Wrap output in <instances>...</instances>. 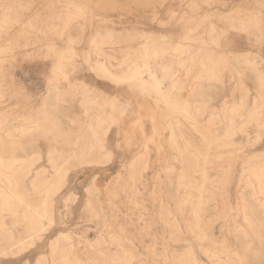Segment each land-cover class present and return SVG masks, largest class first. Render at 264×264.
<instances>
[{
    "label": "rangeland",
    "instance_id": "1",
    "mask_svg": "<svg viewBox=\"0 0 264 264\" xmlns=\"http://www.w3.org/2000/svg\"><path fill=\"white\" fill-rule=\"evenodd\" d=\"M184 39L198 45L190 67L175 51ZM136 55L148 66L130 83L100 64L127 80ZM203 60L216 78L202 77ZM163 68L176 75L163 84L176 87V113L147 93ZM262 81L264 0H0V161L18 168L17 187L0 179L14 210L0 197V264H264V191L251 207L257 236L240 200L249 171L264 182ZM227 106L243 114L236 125L255 110L257 124L225 139ZM24 118L35 128L21 133ZM202 167L196 230L178 190L185 178L199 184Z\"/></svg>",
    "mask_w": 264,
    "mask_h": 264
},
{
    "label": "bare ground",
    "instance_id": "2",
    "mask_svg": "<svg viewBox=\"0 0 264 264\" xmlns=\"http://www.w3.org/2000/svg\"><path fill=\"white\" fill-rule=\"evenodd\" d=\"M250 9V8H249ZM22 23V22H21ZM110 36V35H109ZM13 38V37H12ZM187 39V38H186ZM186 39H184L183 40V42H182V44H180V47L178 48V49H176L175 51H180L179 53H181L180 55H186L187 57H188V60H189V62H190V64H189V67H190V65L192 66V64L194 63V60H195V57H196V54H197V44H195V42H190V39H189V41L188 40H186ZM7 40V39H6ZM186 40V41H185ZM2 42V41H1ZM93 42V41H92ZM93 44V43H92ZM188 47L189 48H191L192 50L190 51V50H188ZM108 49V48H107ZM199 50V49H198ZM174 51V52H175ZM91 52H92V54H96V53H98V50H97V46L95 45V44H93L92 45V47H91ZM169 53H170V51H169ZM172 53V52H171ZM176 53V52H175ZM146 54V53H145ZM174 54V53H173ZM179 55V56H180ZM137 57H134V64H133V66H132V68L130 69V71H129V77L127 78V80L126 79H124V77L122 76V73L118 70V68H117V70L116 71H114L113 72V70L112 69H110V67H109V65H106V64H108V59L106 58L105 59V62L104 63H100L101 65H102V67L104 68V70H105V73L108 75V76H110V77H112V78H114L115 80H116V83H122V82H128V83H130L129 82V80H132V78L133 77H135V76H137L138 74H140V67L141 66H145L146 64H147V62H141L142 60H144L143 58H142V56L141 57H138V55H136ZM166 56V55H165ZM171 56V55H170ZM174 56V55H173ZM172 56V57H173ZM175 57V56H174ZM244 57V56H243ZM99 58V57H98ZM142 58V59H141ZM209 59V58H208ZM133 60V59H132ZM141 62L140 64H139V61ZM160 60V59H159ZM100 61V60H99ZM103 61H104V59H103ZM168 61V60H167ZM170 62V61H169ZM187 63V62H186ZM186 63H184V65L186 64ZM200 63V62H199ZM202 68H203V72H202V77H205V76H211V75H214V73H215V71H214V73H213V71H212V68H211V63H206V60H203L202 62ZM171 64V63H170ZM211 64V65H210ZM181 65V64H180ZM183 65V64H182ZM181 65V66H182ZM244 65V64H243ZM146 66H148V64L146 65ZM157 66H159L158 64H157ZM178 66V65H177ZM176 66V67H177ZM251 66V65H250ZM253 66L254 65H252L251 67L253 68ZM172 67V66H171ZM184 67V66H183ZM147 68H149V67H147ZM182 68V67H181ZM193 68V67H192ZM150 69V68H149ZM149 69H148V71H149ZM166 68H163L162 70L164 71V73H163V75H162V77H157V76H155V75H152V81L149 83V87H148V89H147V93L148 94H150L153 98H154V100H155V102H157L160 106H162V108L164 107V108H167V109H170L171 111H174L173 109H175V105L173 104L174 102H172L173 100H172V94H173V92H174V90H175V86H171V87H168V88H164V86H163V84H164V82L167 80V79H169L172 75H174L173 74V72L170 70V68L169 69H166ZM191 69V68H190ZM189 69V70H190ZM189 70H187L185 73H187ZM122 71V70H121ZM154 72V71H153ZM152 72V73H153ZM177 72V71H176ZM126 73V72H125ZM180 73V72H179ZM200 73V72H199ZM154 74V73H153ZM177 74V73H176ZM157 75V74H156ZM200 75V76H201ZM174 76H176V75H174ZM183 76V75H182ZM198 76V75H197ZM215 77L214 78H216V75H214ZM139 77H140V75H139ZM182 78V77H181ZM185 78V77H184ZM211 79V78H210ZM134 80V79H133ZM198 81V80H197ZM200 81V80H199ZM217 82H221L220 80L219 81H217ZM262 82H264V81H262ZM134 83H135V81H134ZM181 83V82H180ZM143 84V83H142ZM116 85V84H115ZM144 85V84H143ZM147 85V84H146ZM128 86V85H127ZM148 86V85H147ZM263 86V85H262ZM141 88V86L139 87V89ZM194 89V88H193ZM240 89V88H239ZM263 89H264V86H263ZM191 90V89H190ZM262 90V89H261ZM240 91H242V89L240 90ZM260 92V89H259V91H258V93ZM261 93V92H260ZM144 94H145V91H144ZM200 96H201V94H200ZM61 97V96H60ZM152 98V99H153ZM186 99V98H185ZM157 104V105H158ZM160 106H158V107H160ZM234 107V106H233ZM233 107H228L227 106V108L224 110V113H222V114H224L223 115V117H224V121L226 122V124H227V128H226V130H225V132H224V138L225 139H230L231 137H233L234 135H236V134H238V133H240V134H244V130H245V126L247 125V124H249L250 122H256V121H258L259 120V118H258V114H257V112H256V110L254 111V112H252V113H249V114H247V116H246V118H245V120H243L239 125H236V122H237V120H241V119H243V114L239 111V109H236V108H233ZM239 108V107H238ZM161 109V108H160ZM223 109V108H222ZM256 109V108H255ZM176 110L177 109H175V113H176ZM184 116H187L188 115V111H187V109L184 107V106H180V108L178 109ZM170 111V112H171ZM178 112V111H177ZM174 113V112H173ZM183 116V117H184ZM193 116V115H192ZM189 117V116H188ZM191 117V116H190ZM191 118H193V117H191ZM190 118V119H191ZM197 118V117H196ZM194 119V118H193ZM30 120V119H29ZM28 119H25L24 118V124L22 125V127H20V132L21 133H24L25 131H31L32 130V128H35V126H33V122L32 121H29ZM192 120V119H191ZM196 120V119H195ZM178 121V120H177ZM187 121V120H186ZM193 121V120H192ZM211 121H213V120H211ZM193 122H196V121H193ZM192 122V123H193ZM254 122V123H255ZM71 123V122H70ZM197 123V122H196ZM199 124V123H198ZM252 124V123H251ZM255 124H257V123H255ZM261 124V123H260ZM264 124V123H263ZM34 125H36V124H34ZM176 125V124H175ZM195 125H197V124H195ZM202 126V125H201ZM248 126V125H247ZM197 127H198V125H197ZM260 127H262V126H260ZM91 128V127H90ZM89 128V129H90ZM96 128H99V127H96ZM93 129L92 131H91V134H92V136H94L95 134H96V130L97 129ZM177 128V127H176ZM196 128V127H195ZM17 129V128H16ZM211 129H212V127H211ZM210 129V130H211ZM33 130H35V129H33ZM198 130V129H197ZM16 131V130H15ZM173 131V130H172ZM18 132V131H17ZM0 133H2V130H1V132ZM31 134V133H30ZM201 134V133H200ZM5 135V134H4ZM9 135V134H8ZM175 135V134H174ZM96 136V135H95ZM11 137V136H10ZM176 137V136H175ZM174 137V138H175ZM96 138V137H95ZM224 138H222V139H224ZM255 138V137H254ZM253 138V139H254ZM171 139H172V136H171ZM176 139V138H175ZM257 139V138H256ZM97 140V139H96ZM178 140V139H177ZM95 141V140H94ZM173 141V140H172ZM175 141V140H174ZM174 141L172 142L173 144H174ZM199 141V140H198ZM208 141H215V138H210V139H207V142ZM97 142H99V141H97ZM179 142V141H178ZM177 142V143H178ZM94 144H95V142H94ZM96 145H99V144H95V145H93V144H91L90 146L88 145V149H89V153H91L93 150H95L96 149ZM221 146V145H220ZM225 146V145H224ZM195 150V149H194ZM204 154H203V156L206 158L207 156H208V154H209V149L207 148L206 149V151L205 152H203ZM187 154L188 155H191V152L188 150L187 151ZM48 156V155H47ZM200 156V155H199ZM195 157V156H194ZM54 160V156H53V154H50L49 155V158H48V162L50 163V165H51V167H52V169L54 170V172L53 173H55V176L57 177L58 176V174L60 173L61 174V170L59 169V168H57L56 166H54V164H53V161ZM196 160H198V159H196ZM201 161H202V159H201ZM2 161H0V179H2V181H3V183H4V186H14V187H17V186H15L16 185V180H15V175H16V173H17V170H18V168L16 169V168H14V165H9V166H4L3 165V163H1ZM79 162H81V160L79 161ZM210 162V161H209ZM258 163V162H257ZM203 164L205 165L206 164V160L204 159L203 160ZM17 165V164H16ZM208 165V164H207ZM212 165V164H211ZM24 166V165H23ZM226 167V166H225ZM2 168L4 169V170H2ZM20 168V167H19ZM230 168V167H229ZM245 168H247V167H245ZM263 168V167H262ZM201 170H200V181H199V184H194L190 179H186L185 178V180H183V182H180L179 183V192L181 193V195H180V200H179V202H178V209H179V211L180 212H184L185 210H186V207L189 205L190 206V209H189V216H190V218L186 221V226L187 227H190V228H193V229H196V230H199V228H200V224H201V221H200V219H199V212L201 211V209H202V207H203V204H204V198H203V195L205 194V192H206V188H207V185L210 183V180H209V178L207 177V175H206V168H204V167H202V168H200ZM198 170V169H197ZM222 170V169H221ZM245 170V169H244ZM258 170V169H257ZM264 170V169H263ZM60 171V172H59ZM190 173H192V174H194V173H197L195 170H193V169H190V170H188ZM220 171V170H219ZM223 171V170H222ZM227 171V170H226ZM245 171H248V170H245ZM248 173V172H247ZM250 173H256V175H254V174H252L253 176L252 177H249V178H251L250 180L248 179V178H246L248 181L247 182H245L244 183V187H243V191H241L240 192V195H241V202L243 203V204H247L246 206L247 207H245L244 206V209H243V218L246 220V222H247V224H248V226H249V228H250V231H251V234L253 235V236H257L258 234H257V229H258V223L255 221V219H254V217H253V215H252V209H251V207H252V205H259L260 204V202H261V200L258 198V195H261L262 196V194H263V192L262 191H264V182H262V180H263V176H261L260 175V173L261 172H259V171H256V170H253L252 169V171H249V174ZM262 173H263V171H262ZM258 174V175H257ZM251 176V175H250ZM180 177V176H179ZM248 177V176H247ZM220 178V177H219ZM225 179V178H224ZM223 179V180H224ZM48 182H46V184H47ZM33 184H34V182H33ZM45 184V183H44ZM31 186H32V184H31ZM41 186V185H40ZM43 186V185H42ZM52 185H50V187H51ZM44 187V186H43ZM49 187V188H50ZM37 188V187H36ZM48 188V190L50 191L51 189H49ZM14 189V188H13ZM12 190V189H11ZM52 190H53V187H52ZM51 190V191H52ZM193 190L196 192L195 194H192L193 193ZM246 190H249V194H248V192H246ZM15 191V190H14ZM92 191V190H91ZM255 191H257V194H255V193H253V192H255ZM3 192V191H2ZM48 192V191H47ZM53 192V191H52ZM13 194H15L14 192H13ZM48 194V193H47ZM46 195V194H45ZM257 195V196H256ZM260 196V197H261ZM0 197H1V200H2V206H3V210L5 209V210H7L8 212H9V210H11L12 209V207H11V205L9 204V202H8V196L7 195H3V196H1L0 195ZM224 197V196H223ZM16 198V197H15ZM18 198V197H17ZM20 199V198H19ZM213 199V198H212ZM46 200V199H45ZM45 200L43 201L44 202V204L46 203L45 202ZM97 200V199H96ZM109 200V199H108ZM264 201V200H263ZM15 202H17V200L15 201ZM51 203V202H50ZM20 204V203H19ZM43 204V206L45 207L46 206V204L44 205ZM237 205H239V204H237ZM43 206H41V207H43ZM50 206H51V204H50ZM26 207H29V206H26ZM74 207V206H73ZM261 207V206H260ZM13 208H15V207H13ZM16 209V208H15ZM221 209V208H220ZM239 209V208H238ZM241 209V208H240ZM13 210V209H12ZM44 210V209H43ZM14 211V210H13ZM27 212V211H26ZM12 213V212H11ZM35 213V212H34ZM93 213V212H92ZM184 213H186V212H184ZM184 213H183V215H184ZM0 231H1V233H7V229H6V226H5V223H4V219H3V214L0 212ZM45 214H46V212H45ZM25 215V214H24ZM37 215V214H36ZM95 216V215H94ZM181 216V215H180ZM24 218V217H23ZM34 218V217H33ZM41 218V217H40ZM45 219H46V217H45ZM49 219V218H48ZM65 220V219H64ZM35 221V220H34ZM232 221V220H231ZM229 222V221H228ZM50 223V222H49ZM28 224V223H27ZM32 225H33V222H32ZM31 225V226H32ZM222 228V227H221ZM109 229V228H108ZM195 230V231H196ZM201 230V229H200ZM237 230V229H236ZM9 232V231H8ZM201 232V231H200ZM0 233V234H1ZM11 233V232H10ZM233 233H234V231H233ZM260 233V232H259ZM62 234V233H61ZM234 234H240V235H242V236H245V238L247 237V232H246V230L245 229H239L238 228V231L237 232H235ZM12 235V234H11ZM87 235V234H86ZM85 236V235H84ZM200 236H201V238H203V235L202 234H200ZM238 237V236H237ZM71 237H69V235H68V233H63L61 236H60V238L59 239H63V240H69ZM12 239H14V237H12ZM59 239L57 240L58 242H59ZM71 240V239H70ZM55 242L54 243V245H52L51 246V248H55L56 247V245H57V243L58 242ZM61 241V240H60ZM130 242V241H129ZM19 243V242H18ZM33 246V245H32ZM104 246V245H103ZM71 246H68V248H70ZM50 248V249H51ZM67 248V249H68ZM52 250V249H51ZM19 251H21V250H19ZM122 251V250H121ZM192 251V250H191ZM24 252V251H23ZM22 252V253H23ZM125 252V251H124ZM123 253V252H122ZM14 254V253H13ZM20 254V253H19ZM125 254V253H124ZM211 254H212V252H211ZM10 255H12V254H10ZM192 255V254H191ZM53 256V255H52ZM125 256V255H124ZM132 256V255H131ZM6 257V256H5ZM15 257V256H14ZM195 257V256H194ZM64 258V257H63ZM188 258V257H187ZM128 259H130L129 257H128ZM194 259V258H193ZM124 260V259H123ZM122 260V261H123ZM41 261V260H40ZM129 261V260H128ZM193 261L194 260H192V264H193ZM59 262V261H58ZM191 262V261H190ZM196 262V261H195ZM127 263V262H126ZM189 263V262H188ZM28 264V263H27ZM39 264V263H38ZM197 264V263H196ZM224 264V263H223Z\"/></svg>",
    "mask_w": 264,
    "mask_h": 264
}]
</instances>
